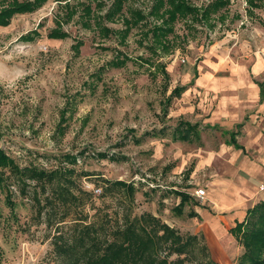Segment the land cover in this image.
Here are the masks:
<instances>
[{"label":"rangeland","instance_id":"1","mask_svg":"<svg viewBox=\"0 0 264 264\" xmlns=\"http://www.w3.org/2000/svg\"><path fill=\"white\" fill-rule=\"evenodd\" d=\"M112 1L49 0L0 26V148L21 167L74 169L68 177L96 196L102 178L134 183V214L149 212L198 235L217 264H239L246 249L233 229L250 202L239 195L244 188L230 184L246 178L244 161H257L254 148L238 149L232 134L244 147L263 145L261 118L240 105L259 103L254 87L264 71L254 66L264 59V6L251 13L247 0H230L208 21L178 19L164 49L152 34L161 25L151 14L154 0H124L125 14L133 8L146 15L125 36L117 33L126 25L122 13L105 21L117 31L109 36L83 25V3L106 4L104 15ZM189 1L203 9L213 0ZM67 2L79 11L71 20L63 16ZM58 20L69 37H49ZM185 122L196 128L181 139ZM27 183L11 187L14 208L0 187V264H56L58 224L48 222L46 208L40 213L46 206L35 195L44 197L42 189ZM115 193L96 200L100 217L121 218L129 200ZM177 193L189 195L180 212ZM195 258L203 264L200 253Z\"/></svg>","mask_w":264,"mask_h":264},{"label":"trees","instance_id":"2","mask_svg":"<svg viewBox=\"0 0 264 264\" xmlns=\"http://www.w3.org/2000/svg\"><path fill=\"white\" fill-rule=\"evenodd\" d=\"M48 1L7 0L0 7V26L9 25L16 14L38 10ZM229 3L230 0H213L201 9L189 0H154L151 14L157 21L161 20V25L155 26L152 31L154 42L167 49L170 44L168 37L174 33V25L178 19L193 17L196 21H208L214 13H218ZM247 3L251 13L254 9L264 6L262 0H247ZM123 4L124 0H113L106 13L100 15V10L104 9L106 4L99 2L93 8L90 4L83 3L79 19L85 26L98 28V32L105 37L117 32L108 27L105 21H114L115 17L121 16L122 13L123 17H127L124 21L126 25L117 33L125 36L132 27H137L139 20L145 19L146 15L141 10L133 8H128L125 14ZM66 6L67 11L63 16L65 20H71L79 13L78 7L71 6L68 2ZM94 14H97L96 20L93 19ZM56 22L57 27L49 33V37L56 39L69 37L61 28V21ZM25 38L33 40L34 36L29 35ZM82 45L81 41H77L74 49L78 50ZM259 86L263 101L264 83H259ZM181 91L183 88L175 89L178 94ZM181 125L183 127L177 129L180 133L178 137L181 139L188 138L196 128V125L188 122ZM232 142L238 149H243L241 145L235 143V133L232 134ZM67 159L72 163L77 162V156L74 155H68ZM75 173L76 171L71 168L48 170L44 166L21 167L0 148V187L3 188L7 203L12 208H14L12 186L22 185L24 189L28 185L27 182H34L42 189L44 197L37 198L38 194L35 195L39 206H46L40 209V213L46 208L48 222L51 224L55 220L58 224L52 239L56 264H200L196 258L191 259L197 253L203 256V264H217L212 260L209 248L201 242L202 238L198 235H184L149 212L134 214L131 205L136 193L134 183L102 178L101 185L97 184L102 187V193L96 196L76 185L72 178L68 177ZM115 192L122 193L129 200L123 205L126 209L121 218L120 214L112 216L108 213L100 217L101 209L100 207L96 209V200L115 196ZM177 195L181 197V203L176 207L180 212L189 195L185 193ZM90 209L95 210L93 215H90ZM92 216L95 217L94 220H91ZM233 230L238 241L246 249L239 264H264V200L248 209L245 220L237 222Z\"/></svg>","mask_w":264,"mask_h":264},{"label":"crops","instance_id":"3","mask_svg":"<svg viewBox=\"0 0 264 264\" xmlns=\"http://www.w3.org/2000/svg\"><path fill=\"white\" fill-rule=\"evenodd\" d=\"M244 67V66H243ZM262 71H264V59H260L259 61L256 62L254 66V72L260 74ZM259 83H264L262 82H257L255 83V100L259 102L258 104L250 103L249 105L244 104L240 105L243 107H250V111H255L258 113V117L261 118L260 123H261V128H262V136L264 137V100H261L260 93H261V88L259 86ZM257 85V86H256ZM259 98V100H258ZM262 114V115H261ZM244 124L240 123L239 126H243ZM245 128L247 125L244 126ZM258 130H253L252 135L254 136L253 138H259L258 135H261V132L257 135ZM259 143V141H258ZM243 149L246 151H249L251 148L253 149V152L255 154V160L257 163H250V160L244 161L242 163V166L244 168L246 178H242V181H237V183H241L240 187L238 184L235 186L234 184H230L231 187H234L235 189L237 188L238 190L240 188H244L242 191L246 193L244 195L241 191L239 195L241 197H247L250 204L246 208L245 213H243V217L239 218V221H243L244 216H246V212L248 211L249 208L253 207L256 203H258L261 200H264V191L261 190V187H264V141L263 145L255 144L253 142L250 143L247 147H244L241 145ZM243 186V187H242ZM246 202V201H244ZM242 203V202H240Z\"/></svg>","mask_w":264,"mask_h":264},{"label":"built area","instance_id":"4","mask_svg":"<svg viewBox=\"0 0 264 264\" xmlns=\"http://www.w3.org/2000/svg\"><path fill=\"white\" fill-rule=\"evenodd\" d=\"M262 190H264V187H261ZM206 194V191L204 189H198L196 190L195 195L199 198H204Z\"/></svg>","mask_w":264,"mask_h":264}]
</instances>
